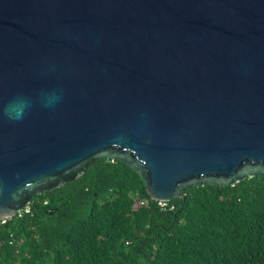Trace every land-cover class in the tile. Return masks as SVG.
I'll return each mask as SVG.
<instances>
[{
    "label": "water",
    "instance_id": "95a60500",
    "mask_svg": "<svg viewBox=\"0 0 264 264\" xmlns=\"http://www.w3.org/2000/svg\"><path fill=\"white\" fill-rule=\"evenodd\" d=\"M99 158L164 202L264 175V0H0V222Z\"/></svg>",
    "mask_w": 264,
    "mask_h": 264
},
{
    "label": "trees",
    "instance_id": "16d2710c",
    "mask_svg": "<svg viewBox=\"0 0 264 264\" xmlns=\"http://www.w3.org/2000/svg\"><path fill=\"white\" fill-rule=\"evenodd\" d=\"M182 195L162 209L130 166L96 159L0 222V264H264V175Z\"/></svg>",
    "mask_w": 264,
    "mask_h": 264
},
{
    "label": "clouds",
    "instance_id": "9594fccd",
    "mask_svg": "<svg viewBox=\"0 0 264 264\" xmlns=\"http://www.w3.org/2000/svg\"><path fill=\"white\" fill-rule=\"evenodd\" d=\"M61 97L56 95L55 92L52 94H43L42 103L46 107H52L59 101ZM31 106V102L22 97H16L11 100L3 109L4 113L10 120H21L23 119L26 109Z\"/></svg>",
    "mask_w": 264,
    "mask_h": 264
},
{
    "label": "built area",
    "instance_id": "2783aa9c",
    "mask_svg": "<svg viewBox=\"0 0 264 264\" xmlns=\"http://www.w3.org/2000/svg\"><path fill=\"white\" fill-rule=\"evenodd\" d=\"M158 202H159L160 206L162 207V209H165V207H166V202H164V201H158ZM144 203H145L144 200H140V201L138 202V204H144Z\"/></svg>",
    "mask_w": 264,
    "mask_h": 264
}]
</instances>
